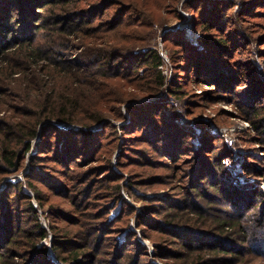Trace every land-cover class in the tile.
Masks as SVG:
<instances>
[{
	"label": "trees",
	"instance_id": "trees-1",
	"mask_svg": "<svg viewBox=\"0 0 264 264\" xmlns=\"http://www.w3.org/2000/svg\"><path fill=\"white\" fill-rule=\"evenodd\" d=\"M23 1L19 0L14 12L0 3V110L5 113L0 116V182L22 168L30 141L41 127L40 154L32 158L26 177L37 205L20 184L8 183L0 191V264H54L47 258V247H37L48 234L38 217L39 208L45 206L49 207L51 246L62 261L146 264L143 256L148 250L141 241L136 242L134 233L121 245L114 237L136 213L123 195L137 199L133 188L144 184L137 179L142 171L129 168V159L138 164L143 161L127 156L142 138L147 146L146 151H139L143 160L146 154L154 158L156 152L169 160L161 157L159 162L168 173L155 177L154 183L172 174L175 180L188 171V178L197 177L181 185L188 196L182 201L181 195L174 194L151 197L134 217L141 238L153 243L155 257L169 260L167 264H230L227 256L240 251L229 246L228 239L264 247L261 191L233 182L222 161L227 153L223 145L219 158L200 161L214 152L217 146L211 142L218 139L211 138L206 123L192 112L186 113L192 108L182 104L202 102V91L195 93L192 87L205 80L216 92L222 90L224 99L233 97L241 81L253 98L246 101L244 118L256 130L257 142L264 143V104L252 102L264 90V72L258 76L248 67L250 46L257 41L264 45V0H243L238 10L227 0L26 1L34 3L38 11ZM250 3L255 4L256 12ZM180 4L200 30L201 47L190 44L181 31L163 35V47L172 64V78L166 85L154 25L160 28L170 18H182ZM5 11L6 18L2 16ZM20 13L31 16L35 27L28 23L18 26ZM71 47L80 49L79 59L64 65L62 52ZM249 80L252 85H247ZM126 84L133 90L126 89ZM164 89L166 96L161 93ZM151 97L154 99H145ZM173 102L182 108L185 118L195 120L200 130L198 147L185 140L193 138L192 126L176 124L179 113ZM122 105L131 115V123L122 125L118 135L115 123L125 119ZM53 120L82 128L63 131L50 123ZM97 124L103 132L87 129ZM120 135L123 142L114 164L111 156ZM149 144L155 147L150 149ZM183 144L192 155L178 164ZM196 161L200 163L194 166ZM151 165L153 161L144 166ZM49 194L71 204L69 215L54 214L56 205L50 203ZM118 204V214L110 218ZM179 206L184 208L178 210ZM229 207L239 213L228 212ZM248 211L252 212L245 215ZM225 228L232 230L226 233ZM131 244L134 250L127 248ZM176 246L182 249H174Z\"/></svg>",
	"mask_w": 264,
	"mask_h": 264
},
{
	"label": "rangeland",
	"instance_id": "rangeland-1",
	"mask_svg": "<svg viewBox=\"0 0 264 264\" xmlns=\"http://www.w3.org/2000/svg\"><path fill=\"white\" fill-rule=\"evenodd\" d=\"M227 1H230L234 4V10H238L242 8L244 3L243 0H227ZM0 3H2V6L7 5V8L12 9L11 12H14L16 9H18L19 0H1ZM26 5H28V7L30 8L35 9V11H38L35 8L36 5L34 3L30 2L29 4L27 3ZM61 7L64 8V5H62ZM250 8H252V11L254 10V12L257 11L254 3H250ZM178 10L182 18L180 19L170 18L166 20V22L160 28L158 27V25L156 24L154 25V28L158 29V34H159V36L157 37L158 50L160 51V54L162 55L164 60V64L160 66V69L162 70V73L166 78V85H168L170 79L172 78L171 77L172 64L167 55L166 49L163 47V35L166 32L181 31L183 32L185 39L190 44H192L195 47H201L199 42L200 30L196 27L192 14L184 10L181 4L178 6ZM7 15H8L7 11H5L2 14L3 17ZM16 17H17L16 19L17 25L18 23H20V25L24 23H28L33 25V27H35L33 24L34 20L30 18L31 16L27 18L25 17V14L20 13ZM256 21H262V20L258 19ZM75 43L76 42L74 41L73 44L76 45ZM259 48L262 50L260 53L258 52ZM79 52H80L79 48H74V47L68 48L62 52L63 57L59 59L64 65L68 64L69 61L77 62L79 59ZM248 56H249L248 61L250 63L248 67L251 66L250 69L255 70L256 71L255 73L259 76L258 73L264 72V45L262 44L260 45L259 41L253 43L250 46ZM224 66L227 68L230 65L224 64ZM141 71L142 69H140V72ZM55 74H59L57 73V70H55ZM262 78H264V76H262ZM233 84L231 87H234ZM238 84H240V87L234 90L235 92L233 97L231 99H224L222 97V90L221 92L219 91L216 92V89H214L213 84H210V82H207L205 80V82L198 83V85L192 87V90H194L195 93H200L202 91L203 94L201 100L202 102L194 101L192 104H189L188 102L182 104L183 107L192 108V110H185L186 113L190 111L192 112V115L197 116L196 119H201L206 123L204 127L209 132L211 138L218 139V142L216 141L217 143L211 142L214 143V146H217V148L213 150L214 152L212 154H205V156H203V158H201L200 161L212 162L211 160L217 157L219 151L223 150L222 147L224 146L226 149L225 152H227L228 154L225 153L221 157H224L222 161L225 164V167L230 170V174L233 178V182L237 183L236 185L238 184L246 185L245 187H249L247 185H253L252 188H256L257 186L262 193V197L264 198V143L261 144L260 142H257L258 138H257L256 130H254L251 123L244 118L245 110L243 109L247 107L246 101L250 102L253 99L250 98L251 95L249 93V87L244 85V83H242L241 81H238ZM247 85H252V80H249ZM126 89L133 90L131 84H126ZM161 93L164 96L167 95V91L165 89ZM213 94L215 95L213 96ZM256 94L258 95H255V99L252 102H255L256 105L264 104V90L260 92V94L258 92ZM145 99L152 100L154 99V97L145 98ZM19 100L20 98H18L15 101L18 102ZM173 105L174 107H176V111L179 113V116L175 119L176 124L182 126L188 123L190 126H192L193 130L191 131V134L194 133L193 134L194 136L193 138H188V139L185 138V140L186 141L190 140L194 147H198L200 130L195 126L196 125L194 123L195 120L192 118H190L189 120L188 118H185V116L182 113V108L178 104H176V102L175 103L173 102ZM122 109L124 110L125 119L115 123L116 125H118L117 126L118 135L120 133V128L122 125L126 126L131 123V119H130L131 115L125 110V105H122ZM2 115L5 116V113L3 110H0V116ZM50 123L63 131H67L68 129L79 130L82 128L81 126L76 124H66L56 120L50 121ZM99 125L100 124L92 125L87 129H89L91 132H96L98 131V129L100 132H103L104 129H102V127L100 128ZM107 129L105 130L104 133L108 131ZM143 140H145V138L136 140L134 150L130 154H127L128 157L129 155H132V157H138L143 161L142 164H138V162L136 163L133 159H129V163L131 165V167L129 168L131 170L142 171V176L140 178H137V179H142L140 180L144 183L141 186L142 188L141 187L133 188V191L137 193V199L134 200L132 197L130 196L128 197L126 193L123 195L125 200H127L132 206L135 207L136 210V213L134 214L135 216L138 212L140 213L141 207L144 203H149L146 201L147 199L149 200V198L152 199L151 197L160 196V197L170 198L172 197L170 194H174L177 197H180L181 195L180 201H182L183 197H188V196L187 195L184 196L185 193L184 189L187 188H183V187L181 188V185H188L190 179H193L195 181L197 178L195 176L193 178L191 177L188 178L187 175H189L190 173L188 171L183 173L182 175L178 174V178L175 180L172 174V175L164 176L160 180L161 181L160 183L157 182L154 183L153 180L155 179V177L157 176L159 177L161 174H167L168 170L166 169L165 167L166 165L164 163L159 162L161 157H163L161 152H156V154L153 155L154 158H152V156H148L149 154H146L147 158L144 160L139 156L140 153L139 151L143 152L146 151L147 149L146 144L142 142ZM116 141H117V147H115L114 152L112 153L111 156L112 162L114 164L116 162L117 156L121 151L120 148L123 142L121 139V135L118 136V139ZM41 144L42 142H41V127H40V131H38V134L33 139H31L29 149L25 152L24 163L22 168L16 173L4 176V178L0 182V191L3 190L8 183L20 184L22 191L27 193L28 195H31V202L35 206L37 205L35 194L33 190L28 187L26 177H27V173L32 167V162H31L32 158L40 154ZM148 147L152 149V147L155 146H151L149 144ZM183 147H185L184 144L180 149V152L182 153L181 155L182 158L179 159V161L177 162L178 164H180L183 161V158L185 156H188V154L192 155V153H190L187 148L184 149ZM190 159L192 158H189L188 160L191 161ZM162 160L169 161L167 158L164 157ZM77 161H79V159H77ZM152 161H153V165L147 167L144 166V165H148ZM200 161L194 162V166L195 164H199ZM158 162L159 164H156ZM186 162L187 161H185L183 164H185ZM36 167H38V165H36ZM123 174H124L123 182H126L127 174L126 173ZM60 181L61 183H63L62 178L60 179ZM43 191H46V189H43ZM194 194H195L194 192L193 193L191 192V197L195 198ZM48 198L50 199V203L56 205L54 206L56 208L54 214L57 215L60 212H64L66 213V215H69L72 206L70 203H68L67 200H65L63 197L60 198L55 194H49ZM254 199H256V197ZM183 208H184L183 206H179L178 210H182ZM119 209H120V204L112 208L109 217L110 218L115 217V215L118 214ZM228 212L239 213V211H237V209L235 210L234 207H229ZM251 212L252 211H248L246 212L245 215H249V213ZM48 213H49L48 206L41 207L38 210V217L40 219V222L42 226L46 229L48 234L37 245V247H40L41 245H45L47 247L46 254H47V258L50 260L51 263L73 264V261L70 260H69L70 262L62 261L53 252L51 246L52 232L49 227V219L47 218L48 216H46L48 215ZM135 216H132L131 219L129 218L127 226L122 230L121 233L119 234H117L118 232L114 233V237L117 241V244L118 245L125 244L127 242V236L130 234V232H132L135 234L136 242L141 241L148 250V254L143 256V259L146 262V264H167L169 260L159 259L153 255L154 252L153 243L150 242L149 240L141 238L140 230L136 227V223L134 222ZM55 225L59 227L61 224H58V220H57L55 221ZM200 227L203 228L204 226H200ZM70 228L72 229V227ZM231 230L232 229L230 228H225L226 233H229ZM151 234L154 236L153 232H151ZM240 236L241 235L237 233L236 237L239 238ZM227 242L230 243V244L228 243L229 246H231L232 248L234 247L236 249V252H238V249L240 251V254L236 253L237 254L236 256L235 255L227 256L228 259L230 260L228 261L230 264H264V247L262 244L260 246L257 244L250 246L249 243L248 244L242 243L241 240L236 242L232 239H228ZM132 243H135V241H133ZM127 248L130 250H134V245L131 244ZM174 249L180 250L182 248L180 246L178 247L176 246ZM15 259L16 261H19L17 257Z\"/></svg>",
	"mask_w": 264,
	"mask_h": 264
}]
</instances>
